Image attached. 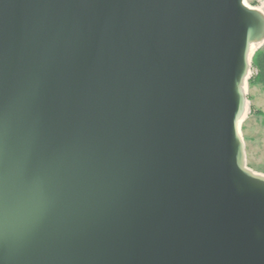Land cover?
I'll return each instance as SVG.
<instances>
[{
    "label": "water",
    "instance_id": "1",
    "mask_svg": "<svg viewBox=\"0 0 264 264\" xmlns=\"http://www.w3.org/2000/svg\"><path fill=\"white\" fill-rule=\"evenodd\" d=\"M262 28L244 0H0V264H264Z\"/></svg>",
    "mask_w": 264,
    "mask_h": 264
},
{
    "label": "rangeland",
    "instance_id": "2",
    "mask_svg": "<svg viewBox=\"0 0 264 264\" xmlns=\"http://www.w3.org/2000/svg\"><path fill=\"white\" fill-rule=\"evenodd\" d=\"M244 4L249 8L259 9L264 6V0H244ZM263 46L264 44L253 52L252 58ZM251 61L248 80L254 75ZM248 80L245 84L247 112L240 124V134L245 146V166L251 172L264 176V118L256 111L264 108V86L250 84Z\"/></svg>",
    "mask_w": 264,
    "mask_h": 264
},
{
    "label": "trees",
    "instance_id": "3",
    "mask_svg": "<svg viewBox=\"0 0 264 264\" xmlns=\"http://www.w3.org/2000/svg\"><path fill=\"white\" fill-rule=\"evenodd\" d=\"M251 67L254 75L249 78L248 83L264 86V46L255 52Z\"/></svg>",
    "mask_w": 264,
    "mask_h": 264
},
{
    "label": "bare ground",
    "instance_id": "4",
    "mask_svg": "<svg viewBox=\"0 0 264 264\" xmlns=\"http://www.w3.org/2000/svg\"><path fill=\"white\" fill-rule=\"evenodd\" d=\"M258 12V14L260 15V17L262 18V21H263V28H262V41H258V42H253L250 44V47H249V52H253L254 50L258 49L262 44H264V6L262 8H259V9H254ZM242 90L243 92H245V83L243 82V85H242ZM246 112H247V105H246V108H245V111L243 113V116L241 118V121L246 117ZM241 124V122H240Z\"/></svg>",
    "mask_w": 264,
    "mask_h": 264
},
{
    "label": "crops",
    "instance_id": "5",
    "mask_svg": "<svg viewBox=\"0 0 264 264\" xmlns=\"http://www.w3.org/2000/svg\"><path fill=\"white\" fill-rule=\"evenodd\" d=\"M256 111H258L259 114H260V116H261L262 118H264V108H263V109H258V110H256Z\"/></svg>",
    "mask_w": 264,
    "mask_h": 264
}]
</instances>
